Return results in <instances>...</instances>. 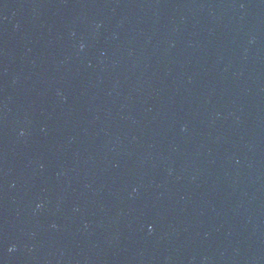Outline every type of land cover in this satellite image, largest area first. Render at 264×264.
I'll return each instance as SVG.
<instances>
[{"label":"water","instance_id":"95a60500","mask_svg":"<svg viewBox=\"0 0 264 264\" xmlns=\"http://www.w3.org/2000/svg\"><path fill=\"white\" fill-rule=\"evenodd\" d=\"M0 264H264V0H0Z\"/></svg>","mask_w":264,"mask_h":264},{"label":"clouds","instance_id":"9594fccd","mask_svg":"<svg viewBox=\"0 0 264 264\" xmlns=\"http://www.w3.org/2000/svg\"><path fill=\"white\" fill-rule=\"evenodd\" d=\"M81 47H83V45H81Z\"/></svg>","mask_w":264,"mask_h":264}]
</instances>
